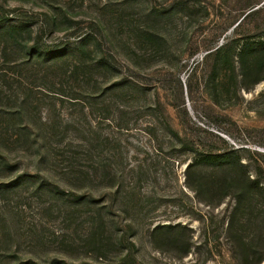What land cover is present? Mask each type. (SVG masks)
<instances>
[{"label":"rangeland","instance_id":"obj_1","mask_svg":"<svg viewBox=\"0 0 264 264\" xmlns=\"http://www.w3.org/2000/svg\"><path fill=\"white\" fill-rule=\"evenodd\" d=\"M0 12L29 20L28 48L89 42L80 63L0 52V264H237L264 252V197L235 210L233 195L218 204L204 189L207 206L189 170L197 142L240 149L264 184V55L234 48L264 40V0H0Z\"/></svg>","mask_w":264,"mask_h":264},{"label":"trees","instance_id":"obj_2","mask_svg":"<svg viewBox=\"0 0 264 264\" xmlns=\"http://www.w3.org/2000/svg\"><path fill=\"white\" fill-rule=\"evenodd\" d=\"M256 11H252L249 13L245 19L251 15H253ZM4 13L5 12H0ZM34 29L29 20L19 17H11L0 14V52L3 54L5 62L12 63L16 60L12 59V54L14 50L20 49L22 51H29L31 58H40L44 56H51L54 60L62 61L63 59H77L76 62H82L84 56L86 55V49L88 47L89 42H87L88 38L82 40L76 47H67L62 50L52 51V50H44L42 51L41 46L36 44V46H31L28 48V42L33 39ZM234 48L236 49V57L240 60L244 61V58L259 60L264 55V40H254V38H247L245 40L238 42V44ZM225 50L224 46L219 47L215 53L220 55ZM81 53H84V56H81ZM211 54V53H210ZM59 59V60H57ZM97 68L102 71H107L110 68V63L105 58L100 59L96 62ZM83 67V66H81ZM260 79L257 80V82ZM256 82V83H257ZM194 156L192 158V162L189 164V170L199 169L201 172V178H199L197 186H195L194 191L198 199L202 203H205L207 206H212L213 203L210 201L202 200L200 197V191L207 190H216L218 193L217 201L218 204L223 203V201L233 195V198L237 201L235 210H239L244 204V201L247 199H252L256 197H264V184L258 177H251L248 169L247 163L243 162L240 157V149H225L217 151L213 148H208L204 144L197 142L194 147ZM216 169L218 172L223 171V175L213 181L207 175V171ZM233 173L234 178L229 179L227 173ZM209 174V173H208ZM231 183L235 192L229 194L225 192L224 189L228 187L227 183ZM214 192V194H215ZM236 220L230 219L228 228L230 232L236 229ZM175 228L173 227H157L154 230V235L162 232L163 230H172L169 232H173ZM237 244L241 246L246 245L245 236L241 231L235 232L233 236ZM190 243H186L185 252L187 253L190 249ZM189 253V252H188ZM264 262V252H260L259 256L255 258H251L248 255V250L243 251V257L237 258V264H261Z\"/></svg>","mask_w":264,"mask_h":264}]
</instances>
